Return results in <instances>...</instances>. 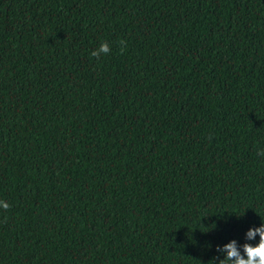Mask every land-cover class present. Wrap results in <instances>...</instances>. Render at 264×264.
<instances>
[{"label":"trees","instance_id":"1","mask_svg":"<svg viewBox=\"0 0 264 264\" xmlns=\"http://www.w3.org/2000/svg\"><path fill=\"white\" fill-rule=\"evenodd\" d=\"M262 149L264 0H0V264L243 255Z\"/></svg>","mask_w":264,"mask_h":264},{"label":"clouds","instance_id":"2","mask_svg":"<svg viewBox=\"0 0 264 264\" xmlns=\"http://www.w3.org/2000/svg\"><path fill=\"white\" fill-rule=\"evenodd\" d=\"M118 43L121 46L120 51L123 52L127 42L121 39ZM110 51L109 44L103 42L97 49L93 50L90 55L99 58L101 55L109 54ZM258 154L264 155V149L260 150ZM9 207L10 205L7 202L0 200V208L7 210ZM257 234L259 235V242L257 244L244 243L241 246L243 248V255L235 240L225 244L222 248L217 246L218 252L226 253L224 259L219 260V264H264V219H262L260 227L250 228L247 231L246 240H254ZM211 264H213L212 261Z\"/></svg>","mask_w":264,"mask_h":264}]
</instances>
